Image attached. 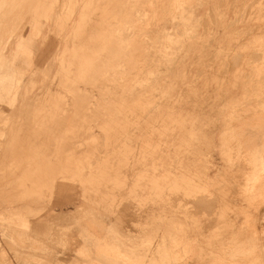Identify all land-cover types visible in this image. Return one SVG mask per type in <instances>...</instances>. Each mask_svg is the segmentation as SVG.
<instances>
[{
  "label": "rangeland",
  "instance_id": "rangeland-1",
  "mask_svg": "<svg viewBox=\"0 0 264 264\" xmlns=\"http://www.w3.org/2000/svg\"><path fill=\"white\" fill-rule=\"evenodd\" d=\"M0 147V264H264V0H0Z\"/></svg>",
  "mask_w": 264,
  "mask_h": 264
},
{
  "label": "bare ground",
  "instance_id": "bare-ground-1",
  "mask_svg": "<svg viewBox=\"0 0 264 264\" xmlns=\"http://www.w3.org/2000/svg\"><path fill=\"white\" fill-rule=\"evenodd\" d=\"M62 1V0H61ZM64 1V0H63ZM254 1V0H253ZM60 4V3H59ZM67 5V4H66ZM65 7V6H64ZM251 7V6H250ZM60 8H61V6H60ZM58 11V10H57ZM61 11V10H60ZM59 11V12H60ZM69 11V10H68ZM246 12V11H245ZM64 13V12H63ZM63 13H62V15H63ZM241 13V12H240ZM64 17V16H63ZM44 18V17H43ZM68 18V17H67ZM238 19V18H237ZM65 21V20H64ZM66 22V21H65ZM60 27V26H59ZM51 28V27H50ZM255 54V53H254ZM259 54V53H258ZM233 57V56H232ZM254 57H255V55H254ZM258 57H260V56H257V58ZM210 58H212V57H210ZM238 63V62H237ZM241 63V62H240ZM4 66V65H3ZM233 66H234V64H233ZM7 67V66H6ZM239 68V67H238ZM4 72H6V71H4ZM53 87V86H52ZM255 100V99H254ZM259 101V100H258ZM175 105V104H174ZM149 111V110H148ZM215 113V112H214ZM218 113V112H217ZM213 132V131H212ZM8 138V137H7ZM6 140V139H5ZM101 140V139H100ZM83 146V145H82ZM1 148V147H0ZM7 148V147H6ZM1 150V149H0ZM11 154H12V152H11ZM15 154V153H14ZM10 155V154H9ZM11 157H12V155H10ZM1 158V157H0ZM10 158V157H9ZM12 158H14V157H12ZM3 159V158H2ZM4 162H5V160H4ZM26 164V163H25ZM27 165V164H26ZM20 168V167H19ZM3 169V168H2ZM23 169H25V168H23ZM17 172V171H16ZM18 173V172H17ZM22 172H20V174H21ZM15 175V174H14ZM22 175V174H21ZM11 177V176H10ZM19 179V178H18ZM8 185V184H7ZM18 185H19V183H18ZM18 191V190H17ZM20 191V190H19ZM21 191H22V189H21ZM216 192V191H215ZM224 194V193H223ZM2 198V197H1ZM38 198V197H37ZM200 199V198H199ZM220 199V198H219ZM47 200V199H46ZM201 200V199H200ZM34 201V200H33ZM206 201V200H205ZM214 201V200H213ZM30 202V201H29ZM36 202V201H35ZM197 202V201H196ZM202 202H203V200H202ZM32 203V202H31ZM46 203V202H45ZM214 203V202H213ZM12 204V203H11ZM10 204V205H11ZM21 204V203H20ZM33 204V203H32ZM36 204V203H35ZM236 204V203H235ZM7 205V204H6ZM202 205V204H201ZM210 205H211V203H210ZM17 208V207H16ZM89 234V233H88ZM90 235V234H89ZM99 250V249H98ZM164 257V256H163Z\"/></svg>",
  "mask_w": 264,
  "mask_h": 264
}]
</instances>
